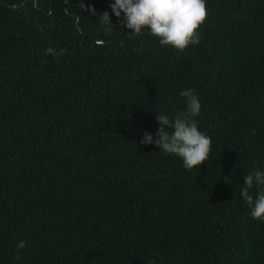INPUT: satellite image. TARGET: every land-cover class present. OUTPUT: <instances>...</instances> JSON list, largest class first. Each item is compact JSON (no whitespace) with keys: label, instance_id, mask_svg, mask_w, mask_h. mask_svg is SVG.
I'll return each mask as SVG.
<instances>
[{"label":"trees","instance_id":"trees-1","mask_svg":"<svg viewBox=\"0 0 264 264\" xmlns=\"http://www.w3.org/2000/svg\"><path fill=\"white\" fill-rule=\"evenodd\" d=\"M113 2L0 0V264H264L240 194L264 172V0H205L183 53L129 34ZM186 89L212 140L192 171L140 143Z\"/></svg>","mask_w":264,"mask_h":264},{"label":"clouds","instance_id":"clouds-1","mask_svg":"<svg viewBox=\"0 0 264 264\" xmlns=\"http://www.w3.org/2000/svg\"><path fill=\"white\" fill-rule=\"evenodd\" d=\"M110 8L117 18H121L123 14L121 26L127 28L129 34L139 36L147 30L157 38L160 45L171 47L180 53L190 45L200 43L198 32L207 19L205 0H114ZM91 12L97 15L95 8H91ZM98 22L106 31H110L113 25L108 12L100 14ZM45 51L48 55L63 56L67 50L56 51L48 47ZM180 95L185 98L186 110L174 119L157 114L156 119L161 126L155 138L151 133H144L140 143L155 144L165 155L181 158L184 168L192 171L208 161L212 140L198 128L196 117L201 113L198 95L192 89H186ZM165 127L170 131H165ZM244 181L240 194L251 208V216L260 220L264 218V172L248 174L244 176ZM254 185L258 187L255 200L250 195ZM24 247V242L18 244L17 259Z\"/></svg>","mask_w":264,"mask_h":264},{"label":"water","instance_id":"water-1","mask_svg":"<svg viewBox=\"0 0 264 264\" xmlns=\"http://www.w3.org/2000/svg\"><path fill=\"white\" fill-rule=\"evenodd\" d=\"M125 32V28L123 29V33Z\"/></svg>","mask_w":264,"mask_h":264}]
</instances>
